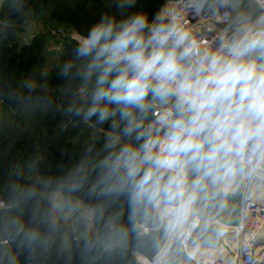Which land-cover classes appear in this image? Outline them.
<instances>
[{
	"label": "trees",
	"instance_id": "trees-1",
	"mask_svg": "<svg viewBox=\"0 0 264 264\" xmlns=\"http://www.w3.org/2000/svg\"><path fill=\"white\" fill-rule=\"evenodd\" d=\"M166 1L136 0L128 11L142 10L151 18ZM199 1L204 8L220 4ZM230 5L249 17L257 13L244 0H232ZM117 12L116 0L2 2L0 199L11 208L0 210V264H137L135 253L151 259L165 240L153 202L138 198L123 173L110 168L118 148L111 146L112 138L119 129L110 128L107 121L97 123L95 117L85 121L71 110L77 91H82L81 81L74 71L68 75L62 71L64 63L74 59V32L86 34L102 15ZM28 16L35 17L38 30L21 43L18 24ZM237 18L232 14V25ZM50 27L65 30L58 48ZM151 119L150 113L147 126ZM223 168L208 175L186 171L188 188L202 176L193 187L195 209L205 208L201 215L216 216L209 200L221 194L217 179ZM80 205L91 211L93 232L86 228ZM58 210L70 212L72 229L56 217ZM138 224L147 226L148 232L141 233ZM218 239L217 227L203 223L190 230L186 242L216 244ZM168 259L170 264H191L179 239L170 247Z\"/></svg>",
	"mask_w": 264,
	"mask_h": 264
},
{
	"label": "clouds",
	"instance_id": "clouds-1",
	"mask_svg": "<svg viewBox=\"0 0 264 264\" xmlns=\"http://www.w3.org/2000/svg\"><path fill=\"white\" fill-rule=\"evenodd\" d=\"M135 2L116 0L117 14L79 35L62 71L81 81L71 110L119 129L111 170L158 205L183 197L189 168L204 175L230 168L234 149L264 140V29L245 26L202 49L178 14L128 11ZM158 106L164 111L148 127Z\"/></svg>",
	"mask_w": 264,
	"mask_h": 264
},
{
	"label": "built area",
	"instance_id": "built-area-1",
	"mask_svg": "<svg viewBox=\"0 0 264 264\" xmlns=\"http://www.w3.org/2000/svg\"><path fill=\"white\" fill-rule=\"evenodd\" d=\"M249 7L257 8V13L249 17L233 6H212L204 8L199 0H167L161 10H169L179 15L182 25L189 30L192 42L202 49L217 47L225 37H231L245 26H255L264 29V24H258L264 17V0H244ZM3 0H0V9ZM231 3V2H230ZM232 14L238 18L231 24ZM20 28L18 40L28 42L38 30L34 16L18 24ZM50 34L55 39L54 47H59V37L65 33L63 27H50ZM72 38L77 39L74 32ZM161 107L151 111L152 122L158 119ZM230 168H223L221 191L236 193L239 190V211L236 222H223L220 216L201 215L196 210L194 198L189 194V188L184 185L183 197L177 198L174 203L154 204L159 220V226L166 230V237L157 254L149 259L142 253H135L137 264H170L168 254L173 242L179 239L182 249L190 259L191 264H264V140L250 139L242 150L234 149L228 155ZM216 203H224L221 196H212ZM226 211L231 208L232 202H225ZM11 204L0 199V210H9ZM232 212L228 213V216ZM209 223L218 229L220 238L216 244L188 245L186 238L192 228L200 224ZM141 233H147L149 228L143 224L137 225ZM7 243V240L3 241Z\"/></svg>",
	"mask_w": 264,
	"mask_h": 264
},
{
	"label": "rangeland",
	"instance_id": "rangeland-1",
	"mask_svg": "<svg viewBox=\"0 0 264 264\" xmlns=\"http://www.w3.org/2000/svg\"><path fill=\"white\" fill-rule=\"evenodd\" d=\"M231 1L232 0H219V2H220L219 6H226L227 3H230ZM78 37H79V34H77V38ZM51 61H53L52 58L50 59V62ZM221 179H222V174L218 175V179H217V183L219 185V189H220V193H221L220 196H221V198L225 199V202H227L229 200L230 202H232V204H231V208L229 209V211H226L224 208V206L226 205L225 202L220 203V204L216 203L214 206L215 207V213H216V215L221 216L219 219L223 222H236L237 218H238V211H239V202L237 203L236 198L239 197V190L233 194L222 192L221 191ZM185 184H186V181H185ZM189 189H192L194 191L193 187H189ZM211 200L212 199H210L209 201H211ZM230 211L232 212V214L228 216V213ZM83 212H85V213H83ZM83 212H82V218L85 221H87L88 220V217L86 215L87 212H86V210H84ZM70 215L71 214L69 211L58 210L56 212V217H60L61 219H63L66 222L68 228L72 229V224L70 223V218H71ZM208 215L211 216L210 213H208ZM219 238H220V236H219Z\"/></svg>",
	"mask_w": 264,
	"mask_h": 264
},
{
	"label": "crops",
	"instance_id": "crops-1",
	"mask_svg": "<svg viewBox=\"0 0 264 264\" xmlns=\"http://www.w3.org/2000/svg\"><path fill=\"white\" fill-rule=\"evenodd\" d=\"M80 210H81L82 212H83L84 210H86V212H87L86 215H87V217H88V220H87V221H84V222H85L86 228H87L89 231L93 232L94 229H93V227H92V225H91V219H90L91 211H90V209H89L88 207H86V206L80 205ZM83 213H85V212H83Z\"/></svg>",
	"mask_w": 264,
	"mask_h": 264
},
{
	"label": "water",
	"instance_id": "water-1",
	"mask_svg": "<svg viewBox=\"0 0 264 264\" xmlns=\"http://www.w3.org/2000/svg\"><path fill=\"white\" fill-rule=\"evenodd\" d=\"M189 194L192 198L194 197V191L192 189H189Z\"/></svg>",
	"mask_w": 264,
	"mask_h": 264
}]
</instances>
